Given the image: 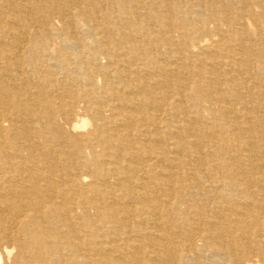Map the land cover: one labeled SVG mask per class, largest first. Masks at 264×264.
Returning a JSON list of instances; mask_svg holds the SVG:
<instances>
[{"label": "bare ground", "instance_id": "bare-ground-1", "mask_svg": "<svg viewBox=\"0 0 264 264\" xmlns=\"http://www.w3.org/2000/svg\"><path fill=\"white\" fill-rule=\"evenodd\" d=\"M0 264H264V0H0Z\"/></svg>", "mask_w": 264, "mask_h": 264}]
</instances>
